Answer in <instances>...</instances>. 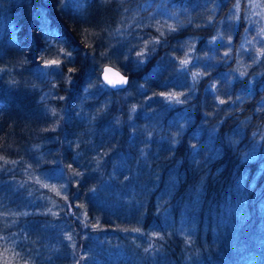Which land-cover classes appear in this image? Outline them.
<instances>
[{
	"label": "trees",
	"instance_id": "1",
	"mask_svg": "<svg viewBox=\"0 0 264 264\" xmlns=\"http://www.w3.org/2000/svg\"><path fill=\"white\" fill-rule=\"evenodd\" d=\"M243 4L0 0V215L23 216L18 228L62 222L76 236L77 264L87 231L117 229L140 264H219L214 237L226 232L242 256L264 264V72L249 64L239 77L232 67L246 22L229 17L243 15ZM193 5L200 16L156 17L158 6L187 14ZM217 37L229 47L195 56L200 47L212 53ZM180 41L195 42L191 56H178ZM149 50L140 63L136 52ZM50 60L61 63L44 68ZM105 65L128 78L124 90L102 84ZM71 244H60L67 262Z\"/></svg>",
	"mask_w": 264,
	"mask_h": 264
},
{
	"label": "rangeland",
	"instance_id": "2",
	"mask_svg": "<svg viewBox=\"0 0 264 264\" xmlns=\"http://www.w3.org/2000/svg\"><path fill=\"white\" fill-rule=\"evenodd\" d=\"M243 3V6L245 7L242 11L243 15L240 16L239 13L237 14V12L234 11L233 15L229 17V21H232V17L235 20L242 17L243 21L246 22L240 30L241 36L239 38L242 58L237 57V60L232 66L234 72L239 74V77L243 76L241 75L242 73L244 74L245 72H248L249 64L260 70V73L264 72V55L261 53V50L264 49V43L261 42L264 41V32H262V29H264V5H260V3H264V0H243ZM157 8V19H162L165 22L175 23V21H178L182 16H184V18L200 16L198 13V5H193L194 12H189L187 14L183 13L181 9L180 11L178 9L174 10L173 13L164 7L158 6ZM229 21L218 24V35L224 34L225 31H229L231 23ZM239 26L240 25L236 24V30ZM245 29L249 30L245 31ZM254 37L255 39H253ZM219 39L220 38L217 37L210 38V42L208 40V46L209 49H212V53H203L202 51L206 47H200L201 52H198L200 55L196 54L195 56H201V58L202 56H217L213 47L217 50L227 49L229 45H227V43L223 44ZM182 43L184 42H181L180 54L178 56H191V52L195 48L193 46L195 42L193 43L192 41L186 48ZM245 54L247 56L253 54L256 57L246 63L244 60L246 59V56H244ZM237 55L238 54H236V56ZM89 150L91 151L92 149L89 148ZM113 170L116 174H121V163L119 161ZM104 188L108 199V204L105 206L111 208V205L114 204V199H110L112 196V186L108 183ZM128 198L129 196L123 198L122 206L126 204ZM95 202L99 203L97 200H95ZM49 203L50 202H44L45 205H48ZM119 204H121V201L117 202L114 205V208H118ZM47 210H49L48 207ZM228 218L229 217H224L223 221L227 222ZM20 220H23V216L7 214L0 215V264H4L5 260L13 261L14 264H25V262H27V264H77V261L74 259L75 253L77 252L75 246L76 236L72 234L69 236L63 229L62 222H40V224L24 223L21 224L20 228L15 227L20 224ZM184 222L185 220L183 217L180 224L175 229V232L182 235V237L186 234L183 228V225L186 226ZM55 229H60V231H55ZM165 230L167 232L170 231V233L173 232L172 227L170 228L167 225H165ZM236 237V234L229 232L214 237L215 246L213 247V250L214 253L218 254V258L221 261L219 264H253L252 258L249 255L242 256V254L235 249L234 243L237 239ZM85 238L90 240L91 244L83 251L81 255L82 258H80V264H140V261L134 258L136 257L134 254L127 252L130 246H127V244H125L126 242L124 243L123 241L121 245V232L118 229L108 234H95L90 230L86 232ZM64 241L73 243L70 248L69 262L64 261L67 259V254L65 248L60 245ZM129 242L132 244L130 240ZM206 251L211 253L208 248H206ZM155 256L156 255L153 256L152 260H155ZM154 263L155 262L152 261V264Z\"/></svg>",
	"mask_w": 264,
	"mask_h": 264
},
{
	"label": "snow or ice",
	"instance_id": "3",
	"mask_svg": "<svg viewBox=\"0 0 264 264\" xmlns=\"http://www.w3.org/2000/svg\"><path fill=\"white\" fill-rule=\"evenodd\" d=\"M237 7H238V5H237ZM248 30L249 29H245V31H248ZM262 32H264V29H262ZM253 39H255V37ZM261 42L264 43V41H261ZM151 43L154 47L155 44L159 43V41H152ZM249 43H251V42H249ZM261 53H262V55H264V49L261 50ZM150 54H151V50H149V52L137 51L136 57L140 63H144L147 56ZM227 55H228V53H225V56H227ZM197 59H199V58L197 57ZM253 59H255V58L253 57ZM60 63L61 62L59 60L45 61V63L43 64V67L48 69L51 67H55V66L59 65ZM180 63L182 65H187L189 63V61L188 60H182ZM74 71H75V69H69L70 73L74 72ZM181 71L187 72V69L181 68ZM241 75H243V73ZM104 81L106 82V85L111 86L113 89H117V86H121L120 89H122V86H124L128 83V79L125 76L121 75L119 72H114L111 68H105L104 69ZM102 87H103V85H102ZM160 95L165 96V93L162 92V93H160ZM61 99H63V97ZM168 100L169 101L175 100L176 103H181L179 96L176 94H168ZM220 103L223 104V103H225V101L220 100ZM45 187H47V185H45ZM4 264H14V262L9 261V260H5ZM25 264H27V262H25Z\"/></svg>",
	"mask_w": 264,
	"mask_h": 264
},
{
	"label": "water",
	"instance_id": "4",
	"mask_svg": "<svg viewBox=\"0 0 264 264\" xmlns=\"http://www.w3.org/2000/svg\"><path fill=\"white\" fill-rule=\"evenodd\" d=\"M105 68H111L114 72H119L118 70H116L115 68H113V67H110V66H104L103 68H102V70H101V73H100V79H101V81L103 82V84L105 85V86H107L108 88H110V89H113L111 86H108V85H106V82L104 81V69ZM120 73V72H119ZM121 75H123L122 73H120ZM124 76V75H123ZM127 78V77H126ZM127 86V84L126 85H124V86H122V89H124L125 87ZM121 88V86H117V89H113V90H115V91H118V89L119 90H122V89H120Z\"/></svg>",
	"mask_w": 264,
	"mask_h": 264
}]
</instances>
